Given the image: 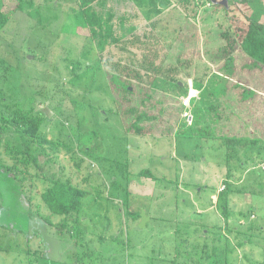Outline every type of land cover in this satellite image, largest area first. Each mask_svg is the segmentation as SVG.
Wrapping results in <instances>:
<instances>
[{
  "label": "rangeland",
  "instance_id": "obj_1",
  "mask_svg": "<svg viewBox=\"0 0 264 264\" xmlns=\"http://www.w3.org/2000/svg\"><path fill=\"white\" fill-rule=\"evenodd\" d=\"M190 3L166 9L158 32L170 36L172 44L185 15L194 16L208 46L217 47L216 32L210 27L212 13L205 12L207 6ZM11 6L10 0H0L1 11ZM70 7L74 5L67 0L45 3L41 10L42 24L49 23L45 28L15 11L0 29V114L10 119L19 109L41 113L39 134L69 147L58 148L48 158L38 157L40 172L31 165L19 172L22 166L17 165L15 189L9 183L13 174L4 169L14 165L4 144L19 148L21 144L17 136H0V206L7 210H0V264H195L200 254L202 264H207V250L226 241L233 264H264V165L258 162L264 146L232 145L235 153L229 147L226 157V147L216 137L260 139L264 144L258 131L240 128L245 113L249 119L257 109L253 103H258L242 99L234 88L232 99L219 100L217 83L223 69L205 61L197 41L195 57L200 60L189 72L199 83L189 79L188 94L181 99L170 94V87H159V92L163 90L155 101L143 105L155 115L143 122L155 137L127 135L102 75L85 67L93 52L88 56L85 52L90 48L87 30L76 28L72 33L67 22ZM138 43L136 49L145 51L147 60L165 48L163 38ZM243 165L255 167L242 177ZM143 169L158 179L137 177ZM44 177L68 178L87 192L80 222L72 230L70 224L57 230L39 214L28 219L26 211L21 212V206L28 205L33 212L48 215L39 200ZM230 182L226 220L215 206L219 189ZM123 192L130 209L139 215L145 212L144 226L140 219L122 216ZM236 198L241 206L237 209ZM58 220L51 218L53 224Z\"/></svg>",
  "mask_w": 264,
  "mask_h": 264
},
{
  "label": "trees",
  "instance_id": "obj_2",
  "mask_svg": "<svg viewBox=\"0 0 264 264\" xmlns=\"http://www.w3.org/2000/svg\"><path fill=\"white\" fill-rule=\"evenodd\" d=\"M10 1L13 6L9 7L6 12L0 10V29L8 23L11 14L15 11L21 12L37 25H41V28H45L49 24H42L41 10L45 3L52 0ZM67 1L74 5L67 12V22L70 21L72 33L74 34L76 28L85 29L88 33L90 48L86 49L85 52L87 56L93 52V56L90 58L91 63H85V67L89 70L94 69L102 75L106 93L112 100L116 114L127 135L137 137L152 135L151 128L144 125L143 122L155 118V115H150L147 112L148 108L143 105H146V102L155 101V95L163 90L160 89L159 92V87H170V94H176L177 98L181 99L188 94L189 79L192 83H199L194 74L189 71L200 60V57H195L196 52L199 51L196 42L200 41V48H203L202 57L205 61L219 64L223 69L224 74L220 83L219 81L217 83L221 85L219 100L232 99L231 97H234L235 93L231 90L234 88V90H240L242 99L249 98L258 103L257 105L253 103L257 109L255 113H250L252 119H248V114L244 112L245 117H243L244 120L240 128L249 127L250 131L254 133L258 131L264 140V121L261 123L262 128L258 123L261 118H264V24L260 22V17L264 14L262 0H226V6L219 3L212 4L210 0ZM190 1L193 2L194 6H207L205 12L212 13L213 19L210 27L216 32V43L214 44H217V47L208 46L210 41L204 33L200 32L194 16L185 15L172 44L168 41L170 36L158 32L157 25L166 9L178 8L180 5L186 7L191 4ZM220 1L222 0H217V2ZM242 7L249 10L248 14L243 11ZM207 32L209 34V31ZM160 38L164 39L165 48L163 47L164 49L157 55L155 54L151 60H147L145 51L136 49L138 40L154 42ZM181 40L180 45H174L176 42L180 43ZM190 45H192L191 48H189ZM166 60L168 61L166 62ZM68 70L72 73L71 68L68 67ZM231 80L236 82L232 83L231 86H226ZM164 95L166 94L162 96ZM159 100L164 102L162 99ZM152 106L150 105V107ZM221 117L223 118L222 115ZM42 123L43 116L41 113H34L32 109L28 111L16 110L10 119L0 114V136L5 133L10 134V136H17L21 144V148L10 147L9 142L4 144L9 157L14 160V165L4 167L6 172L13 174V178L9 179L10 184L14 183L13 179L19 170L17 165L22 166L19 172L24 171L30 165L40 172L42 165L38 161V157L48 158V156L56 155L58 148L67 147L65 143L48 139L39 134ZM211 125L215 126V124ZM152 137H155L154 134ZM184 137L193 136L184 135ZM216 137L226 147V157L229 156V147L235 153V147L232 145L238 144L240 147L253 146L255 148L264 146L260 143V139ZM260 158L264 159V156ZM47 160L51 162L49 159ZM246 166H241L243 168L241 174L247 168ZM136 175L152 180L158 179L148 169H143ZM41 181L42 188L39 192V200L48 215L44 216L38 211L33 212L28 205L27 209L21 206V212L24 214L25 210L28 219H36L33 215L37 213L40 219L46 224L54 226L57 230L69 224L71 230L77 227L83 211L82 202L87 192L74 185L68 178L48 179L44 177ZM112 184H115V181ZM230 184L231 182L223 185L224 189L218 193L220 201L215 206V209H219L226 220L228 219L227 196L230 193ZM14 187L16 189L18 185L15 184ZM123 193L122 216L125 220H139V213L134 212L128 206V194ZM8 195L11 197L10 194ZM4 198L8 200L7 197ZM8 205L10 206V204ZM0 207L2 211L3 206ZM4 211L7 210L2 212ZM53 216L59 218L56 224L52 223L53 220L51 221ZM209 231L211 230L209 229ZM225 243L228 242L226 241L224 245L219 246L212 245L209 252L207 250V264H233V260L229 257L233 251L229 250V246ZM201 252L204 253L205 251L202 249ZM214 255L216 257L213 258ZM199 258L202 264L203 257L201 254ZM197 259L198 256L195 264H200V260Z\"/></svg>",
  "mask_w": 264,
  "mask_h": 264
},
{
  "label": "crops",
  "instance_id": "obj_3",
  "mask_svg": "<svg viewBox=\"0 0 264 264\" xmlns=\"http://www.w3.org/2000/svg\"><path fill=\"white\" fill-rule=\"evenodd\" d=\"M262 3H263V6H264V0H262ZM209 13V12H208ZM260 22L262 23V24H264V14L260 17ZM261 157V156H260ZM259 156H258V158H260ZM262 161H263V165H264V159H259L258 160V162L259 163H262ZM258 166H261V164H258ZM247 168L244 170V172H243V174H241V176L243 177V176H245V175H248V172L250 171V170H252L253 169V167H255V166H246ZM240 176V177H241ZM227 178V177H226ZM228 181H230L229 179H227ZM214 196V195H213ZM238 198V197H237ZM237 198L236 199H234V207L237 209V207L238 206H240V205H238L237 203H238V200H237ZM241 207V206H240Z\"/></svg>",
  "mask_w": 264,
  "mask_h": 264
},
{
  "label": "water",
  "instance_id": "obj_4",
  "mask_svg": "<svg viewBox=\"0 0 264 264\" xmlns=\"http://www.w3.org/2000/svg\"><path fill=\"white\" fill-rule=\"evenodd\" d=\"M210 1L212 4L219 3V4H222L224 6H226V3H227L226 0H222L220 2H217V0H210ZM139 216H140V226H144L146 219H148L145 215V212L141 211Z\"/></svg>",
  "mask_w": 264,
  "mask_h": 264
},
{
  "label": "built area",
  "instance_id": "obj_5",
  "mask_svg": "<svg viewBox=\"0 0 264 264\" xmlns=\"http://www.w3.org/2000/svg\"><path fill=\"white\" fill-rule=\"evenodd\" d=\"M224 189V186H222L220 189H219V192L221 191V190H223Z\"/></svg>",
  "mask_w": 264,
  "mask_h": 264
}]
</instances>
